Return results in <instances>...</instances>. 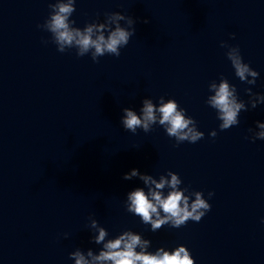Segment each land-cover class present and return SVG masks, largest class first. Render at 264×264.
Returning <instances> with one entry per match:
<instances>
[{"label":"water","instance_id":"1","mask_svg":"<svg viewBox=\"0 0 264 264\" xmlns=\"http://www.w3.org/2000/svg\"><path fill=\"white\" fill-rule=\"evenodd\" d=\"M54 2L0 0V264H73L70 252L95 248L90 216L111 235L130 228L153 247L183 244L195 264H264V141L246 139L264 104L219 131L204 102L221 74L245 101L246 87L264 93V0H77V27L110 12L137 21L121 55L98 63L41 42L50 34L37 24ZM221 42L238 45L260 74L254 87L234 76ZM162 95L203 139L174 146L161 128L123 130L122 108ZM132 168L176 172L205 198L213 191L211 210L198 223L147 231L123 207L140 183L122 179Z\"/></svg>","mask_w":264,"mask_h":264},{"label":"clouds","instance_id":"2","mask_svg":"<svg viewBox=\"0 0 264 264\" xmlns=\"http://www.w3.org/2000/svg\"><path fill=\"white\" fill-rule=\"evenodd\" d=\"M76 3L77 0H55L48 4V15L42 24H37V28L50 36L41 42L45 45L52 43L60 53L74 50L78 58L90 56L94 63L105 55L118 58L121 49L135 35L137 21L121 12H110L104 14L102 21L97 17L80 28L72 19ZM230 38L234 39L235 34H231ZM220 46L227 49L225 55L234 76L242 84L254 87L260 74L244 61L239 46L226 42H221ZM244 92L248 96L247 101L239 97L236 85L222 74L218 81L209 82V94L204 102L215 111L219 131L238 126L242 112L264 104V93H254L252 87H246ZM119 123L124 131L133 135L138 131L147 134L154 128H161L169 139H174V146L184 142L195 144L204 138V132L198 130V122L187 110L174 98L163 95L155 102L152 98H143L138 108H122ZM248 131L251 135L246 139L264 141V121H256L255 128ZM217 134L214 129L208 135L214 139ZM122 179L140 182L125 194L123 207L152 233L164 226L179 229L188 221L200 222L211 210L209 200L215 195L209 191L205 198L203 191L182 187L179 174L171 170L154 177L132 168L123 174ZM88 219L89 243L95 248H76L70 252L68 258L73 264H195L190 250L183 244L171 248L165 245L153 247L152 241L141 232L129 228L111 235L97 219L91 216ZM260 223L264 224V217ZM64 238H68L67 233Z\"/></svg>","mask_w":264,"mask_h":264}]
</instances>
